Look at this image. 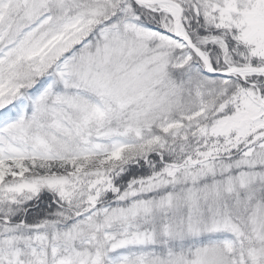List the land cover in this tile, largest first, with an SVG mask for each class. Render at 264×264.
I'll use <instances>...</instances> for the list:
<instances>
[{"label":"snow or ice","instance_id":"snow-or-ice-1","mask_svg":"<svg viewBox=\"0 0 264 264\" xmlns=\"http://www.w3.org/2000/svg\"><path fill=\"white\" fill-rule=\"evenodd\" d=\"M0 264H264V0H0Z\"/></svg>","mask_w":264,"mask_h":264}]
</instances>
